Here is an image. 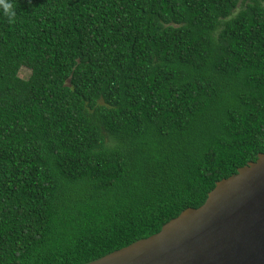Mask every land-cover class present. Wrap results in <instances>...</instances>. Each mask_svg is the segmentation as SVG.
<instances>
[{"label": "trees", "instance_id": "trees-1", "mask_svg": "<svg viewBox=\"0 0 264 264\" xmlns=\"http://www.w3.org/2000/svg\"><path fill=\"white\" fill-rule=\"evenodd\" d=\"M8 2L0 264L102 258L264 153V0Z\"/></svg>", "mask_w": 264, "mask_h": 264}, {"label": "water", "instance_id": "water-1", "mask_svg": "<svg viewBox=\"0 0 264 264\" xmlns=\"http://www.w3.org/2000/svg\"><path fill=\"white\" fill-rule=\"evenodd\" d=\"M87 264H264V153L160 231Z\"/></svg>", "mask_w": 264, "mask_h": 264}, {"label": "clouds", "instance_id": "clouds-1", "mask_svg": "<svg viewBox=\"0 0 264 264\" xmlns=\"http://www.w3.org/2000/svg\"><path fill=\"white\" fill-rule=\"evenodd\" d=\"M0 9H2L3 15L6 16L9 20L14 19L16 13L8 0H0Z\"/></svg>", "mask_w": 264, "mask_h": 264}, {"label": "rangeland", "instance_id": "rangeland-1", "mask_svg": "<svg viewBox=\"0 0 264 264\" xmlns=\"http://www.w3.org/2000/svg\"><path fill=\"white\" fill-rule=\"evenodd\" d=\"M28 73V70L26 68H22L20 70V76L25 77Z\"/></svg>", "mask_w": 264, "mask_h": 264}]
</instances>
